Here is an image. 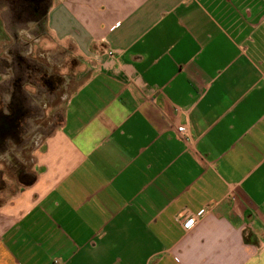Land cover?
<instances>
[{"label":"crops","instance_id":"0c3cea01","mask_svg":"<svg viewBox=\"0 0 264 264\" xmlns=\"http://www.w3.org/2000/svg\"><path fill=\"white\" fill-rule=\"evenodd\" d=\"M20 7L0 0L3 127L45 70L2 21ZM44 25L89 73L54 132L32 123L0 264H264V0H49Z\"/></svg>","mask_w":264,"mask_h":264},{"label":"rangeland","instance_id":"374dc122","mask_svg":"<svg viewBox=\"0 0 264 264\" xmlns=\"http://www.w3.org/2000/svg\"><path fill=\"white\" fill-rule=\"evenodd\" d=\"M1 15L2 21L6 23V27L9 29L10 37L19 39L22 43L24 38L32 40L31 43L23 46H21V42L17 43L14 48L21 46L22 56L36 58L42 68L48 69V72L55 76L53 81L56 82L55 88H51L50 84L44 82L40 89L30 83L24 84L28 90L29 104L33 115L28 119L27 131L23 135L24 142L21 145H15V151L13 154L9 153V157L7 155H2L5 158L0 157V163L3 164L1 169L4 171L3 174H0V188L2 190L0 199L4 201L22 186L23 180L20 173L26 171L32 174L34 171L32 152L45 136H42L39 141H33L32 123H35L36 126L37 123L41 125V132H44V135L54 132L61 125L71 94L85 80L89 72H87L86 64L83 63L75 50L71 46L66 47L57 42L45 25L39 24V19L30 17L27 12L22 17L9 12H4ZM35 39L37 43L34 42ZM33 63L35 62L33 61ZM24 73L39 78V75L31 70L30 72L21 70V74ZM1 85L6 87L5 83ZM1 85L0 90L2 91ZM1 91L0 100H5L6 103L7 95L3 96ZM17 152L21 154L18 155Z\"/></svg>","mask_w":264,"mask_h":264},{"label":"flooded vegetation","instance_id":"af4514ba","mask_svg":"<svg viewBox=\"0 0 264 264\" xmlns=\"http://www.w3.org/2000/svg\"><path fill=\"white\" fill-rule=\"evenodd\" d=\"M16 1V0H15ZM26 2V3H25ZM49 0H19L21 7L17 9L19 17H22L24 13H28L33 16L34 19L38 16H42V20L45 22L46 12L48 8ZM42 21V23H44ZM40 22L39 24L42 25ZM35 68V67H34ZM33 68V69H34ZM36 74V72H35ZM36 76H17L14 79V88L9 90L10 101L6 104V107L10 112L8 113L9 117L12 118L10 124L5 127L1 126L2 113L4 110H0V152H9L14 153L15 145H21L24 142L23 135L27 131V122L31 115H33L31 106L29 104L28 93L24 88V83H31L35 86L43 85V83L50 84L51 88L56 87V82L53 81L55 77L48 72V69L44 70V73L35 78ZM4 107V106H3ZM2 107V108H3ZM20 177L25 179L27 177L26 172L22 171Z\"/></svg>","mask_w":264,"mask_h":264},{"label":"built area","instance_id":"2783aa9c","mask_svg":"<svg viewBox=\"0 0 264 264\" xmlns=\"http://www.w3.org/2000/svg\"><path fill=\"white\" fill-rule=\"evenodd\" d=\"M178 131H179V136L181 138H183L184 140H190L192 138V133L189 129V126L186 124H181L178 127ZM203 213H205V210H202L199 214L191 216V217H185L183 216L181 218V221L183 222V225L186 228H192L193 226H195V224L198 222L199 220V216L202 215Z\"/></svg>","mask_w":264,"mask_h":264},{"label":"trees","instance_id":"16d2710c","mask_svg":"<svg viewBox=\"0 0 264 264\" xmlns=\"http://www.w3.org/2000/svg\"><path fill=\"white\" fill-rule=\"evenodd\" d=\"M37 19H39V22H41V23H42V21H43V20H42V16H41V15H40V16H38V18H37ZM42 24H44V23H42ZM26 181H27V179H26ZM246 239L250 241V240H251V237H250V236H249V237H246Z\"/></svg>","mask_w":264,"mask_h":264}]
</instances>
